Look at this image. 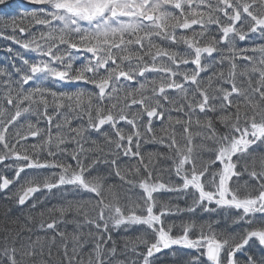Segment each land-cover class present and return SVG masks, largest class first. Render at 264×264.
<instances>
[{"label":"snow or ice","instance_id":"snow-or-ice-1","mask_svg":"<svg viewBox=\"0 0 264 264\" xmlns=\"http://www.w3.org/2000/svg\"><path fill=\"white\" fill-rule=\"evenodd\" d=\"M0 40V193L43 233L0 264H113L133 226L132 264H264V0H27ZM197 209L226 220L174 231Z\"/></svg>","mask_w":264,"mask_h":264},{"label":"rangeland","instance_id":"rangeland-1","mask_svg":"<svg viewBox=\"0 0 264 264\" xmlns=\"http://www.w3.org/2000/svg\"><path fill=\"white\" fill-rule=\"evenodd\" d=\"M9 1H11V0H6V2H9ZM12 3L13 4L10 5V6H8V7H6L4 9V11L5 12H10V13H13L14 12V14L16 16L17 15L19 16V7H18L19 3L16 4L17 1H15V2L13 1ZM26 4H27V0H25V3H22V5H26ZM5 44H7V43H0V66H3L5 64V61H6V56H5L6 53L4 51V45ZM12 47L15 48L16 45H12ZM2 60H3V64H2ZM203 153L205 155L201 153L202 156L204 158H207L208 153L207 152H203ZM6 195H10V194H4V195H1L0 194V197H3V199L0 200L1 201L0 204L2 206H6V205H9L10 204L9 209L5 207L6 208V213L7 212H8V214L13 213L12 215H9V217L18 218L20 220H23V221H21V225H20L21 227L18 230H21L23 225H27L30 228H34L35 231H36V233H38L40 235H43V233L40 231L39 227H37V225H39V211H40V209L38 208L36 210H33V215L36 217V219L34 218L33 220L35 221V223H32V222H30L27 219L28 216H29V208H30L31 201H29L28 204H26L25 206L22 207V206H20L18 204L13 203V201L11 199L6 198ZM176 195H177L176 196L177 198H173L174 200H177L175 203L182 204V202L184 201V198H178V194H176ZM56 202L57 201L55 199L49 198L47 200L48 207H51ZM17 210L19 211V213L17 212ZM200 212H201V216L200 217H202V219L213 218V216L212 217H209L210 214L205 213L203 210H201ZM90 213H91V211H89V214ZM15 215H18V217H15ZM185 215H188V214H186V213H180V214H177L176 216L183 217ZM176 216H173V217H176ZM217 218L219 219V221L226 220V216L223 213H221L219 215H216V219ZM79 220L82 221L83 219H79ZM88 227L89 226L86 225L85 223H81L79 225V227H78L75 222H71V223H68L65 226L61 227V229L65 230L69 234L73 233V230L74 229H77L78 231H82L84 233H87ZM131 230H135L136 233H140L139 231H137V226H133V227L129 228L127 231H125L123 228L122 229H114L112 231V237H113V240L116 242V245L119 242V239H120V241L121 240H124V241L126 240L127 241L128 240L127 238H129V236L131 235V234H129V232ZM28 234L29 233L25 230L24 231V235L27 236ZM33 239H35V236H33ZM59 239L60 238L57 237V241L58 242H59ZM66 243L69 246V248H71L72 241H71V237L70 236H69V239L66 241ZM126 245H128V247H126ZM137 247L138 248L139 247H142V245H139ZM60 250H61V252L63 251L62 248H60ZM130 250H131V244L130 243H126L124 246H121L120 249H117V252L118 253H116V255L114 257H112L113 264H117V261L126 262V264H132V259L134 258V254H133V252H130ZM54 252H55V249H54ZM128 253H131V254H129L127 256V258H125V254H128ZM157 257H158L157 264H171V261L173 259L172 256H171V254H170V252H169V250H164L163 253H158L157 254ZM180 258H183V257H180ZM57 260L59 261L58 258H57ZM56 264H59V262H56ZM65 264H66V262H65Z\"/></svg>","mask_w":264,"mask_h":264},{"label":"trees","instance_id":"trees-1","mask_svg":"<svg viewBox=\"0 0 264 264\" xmlns=\"http://www.w3.org/2000/svg\"><path fill=\"white\" fill-rule=\"evenodd\" d=\"M15 2V1H17V3L16 4H18L19 3V5H18V7H19V16L21 15V7L23 6L22 5V3H25V0H11V1H9V2H6V6L5 5H0V8H3V9H5L6 7H8V6H10V5H12L13 3L12 2ZM10 8V7H9ZM18 15H17V17H19ZM0 43H10V42H7V41H3V40H0ZM3 52V51H2ZM5 53H6V61H5V63H9V61H8V53L5 51ZM4 60V59H3ZM3 60H2V64H3ZM198 139V138H197ZM87 146V145H86ZM155 147H158V146H156V145H152V144H148V145H144V148L146 149V150H148V151H151V150H153ZM202 154H204V153H202ZM201 154V155H202ZM205 155V154H204ZM118 179V178H117ZM111 182V181H110ZM135 191H140L139 189H136ZM1 195H4L3 193H0ZM127 195H129V196H131L132 195V193H128ZM168 196H170V197H172V203L173 204H176V205H178L179 207H181V208H184V207H186V199L184 198V201L182 202V204H180V203H175L177 200H174L173 198H177L176 196V194L175 193H169V194H167ZM1 199H3V197H0V200ZM1 202V201H0ZM124 203H128V201H127V197L125 196L124 197ZM187 203H190V200L189 201H187ZM1 205V204H0ZM8 208L9 209V207H10V204L9 205H6V206H0V236H2V235H4L5 234V232H6V230L7 231H11L12 232V234H15V232L16 231H18V229H20V225H21V221H23V220H20V219H18V218H13V217H9V215H12L13 213H10V214H8V212L6 213V208ZM202 209H197L196 210V213H195V215H192V214H188V215H185V216H183L185 219H187L189 216H191V219H193V220H196L198 223H201V222H207L210 218H207V219H202V217H200L201 216V211ZM21 211V210H20ZM26 211V210H25ZM89 211H91V209H89ZM17 212L19 213V211L17 210ZM15 214V213H14ZM91 214V213H90ZM71 215H75L74 213L73 214H71ZM212 216L216 219V214H212ZM15 217H18V215H15ZM35 217V216H34ZM210 217V216H209ZM79 219H83V217L81 216V217H78ZM180 218L181 217H178V216H176V217H171V219L172 220H174V221H176V223H177V228L176 229H174V231H179V227H178V225H179V222H180ZM28 219V218H27ZM35 219H36V217H35ZM29 220V219H28ZM216 220H219L218 218L216 219ZM30 222H32V223H35V221L32 219V220H29ZM63 226H65V224H61L60 225V227H63ZM37 227H39V225H37ZM138 231V230H137ZM129 234H131L129 237L130 238H135L136 236H138V235H140L141 233H136L135 232V230H131L130 232H129ZM126 243H130V241L129 240H121L120 241V239H119V242L117 243V249H120V247L121 246H124ZM137 246H139V245H137ZM61 251V250H60ZM130 252H132L131 250H130ZM118 253V252H117ZM122 254V253H121ZM129 254H131V253H128V254H125V258H127V256L129 255ZM56 262H59L57 259H56Z\"/></svg>","mask_w":264,"mask_h":264}]
</instances>
